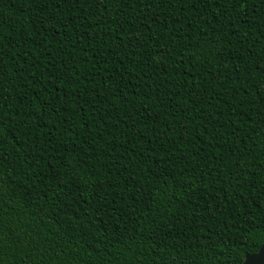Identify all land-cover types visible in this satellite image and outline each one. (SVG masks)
Instances as JSON below:
<instances>
[{
    "label": "trees",
    "instance_id": "1",
    "mask_svg": "<svg viewBox=\"0 0 264 264\" xmlns=\"http://www.w3.org/2000/svg\"><path fill=\"white\" fill-rule=\"evenodd\" d=\"M263 244L264 0H0V264Z\"/></svg>",
    "mask_w": 264,
    "mask_h": 264
},
{
    "label": "water",
    "instance_id": "2",
    "mask_svg": "<svg viewBox=\"0 0 264 264\" xmlns=\"http://www.w3.org/2000/svg\"><path fill=\"white\" fill-rule=\"evenodd\" d=\"M264 264V244L258 253L254 255H247L243 264Z\"/></svg>",
    "mask_w": 264,
    "mask_h": 264
},
{
    "label": "snow or ice",
    "instance_id": "3",
    "mask_svg": "<svg viewBox=\"0 0 264 264\" xmlns=\"http://www.w3.org/2000/svg\"><path fill=\"white\" fill-rule=\"evenodd\" d=\"M253 264H254V262H253Z\"/></svg>",
    "mask_w": 264,
    "mask_h": 264
}]
</instances>
